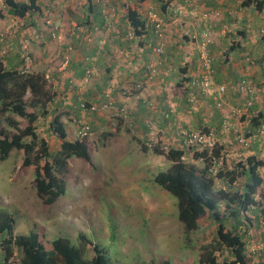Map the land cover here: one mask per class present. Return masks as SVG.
Instances as JSON below:
<instances>
[{
    "label": "crops",
    "instance_id": "0c3cea01",
    "mask_svg": "<svg viewBox=\"0 0 264 264\" xmlns=\"http://www.w3.org/2000/svg\"><path fill=\"white\" fill-rule=\"evenodd\" d=\"M37 1L40 10L24 18L2 14L0 31L20 29L17 37L7 40L9 52L2 61L6 67L20 69L19 45L26 40L31 63H26L25 70L28 73L49 74L48 82L55 96L46 107L47 116L60 115L65 129L66 123L71 125L73 135L72 139L67 136L68 140H75L76 119L88 122L94 141L104 144L132 138L143 145L148 140L147 126L151 123L154 134L149 137L151 143L160 150L162 145L173 147L178 140L182 144L181 134L177 138V133L181 131H196L199 128L217 131L221 113L214 108L210 99L202 101L193 110L186 101L188 90H183L182 79L191 76L198 65L193 37L197 41L206 38L211 41L209 48L213 57L215 81L228 88L225 96L227 108L236 105L233 86L241 79L252 77L257 84L264 83V39L260 35L261 29H264V12L242 8L240 0H221L219 4L211 0H191L189 4H185L184 0H146L139 3V12L142 13L148 9H160V16L168 25L166 61L162 65L157 63L160 58L154 52L156 38L146 15H140L144 24L142 35H134L131 40L127 37L131 25L126 13L128 7H136L132 6L133 0ZM94 3L98 4L96 9ZM109 6L116 8L114 17L102 14ZM213 11L219 13L217 18L204 17ZM49 16L53 24L59 26V39H52L50 28L44 24L45 18ZM23 23L26 27H23ZM76 27L78 30L73 33ZM89 35L91 42L88 43L86 39ZM99 40L105 42L100 51L96 49ZM69 42L73 43L75 52L71 61L65 57ZM87 56L99 72L98 78L85 83L81 79L86 68L84 57ZM151 68L155 73L148 81ZM70 77L76 81L73 86L69 84ZM259 89L254 110L261 115L264 123V89ZM107 91L116 106L126 109L128 120L121 118L114 110L98 113L80 110L81 102L89 105L106 102L104 93ZM260 149L264 151L256 146L250 155H259ZM144 153L147 155L145 159L154 165H165L164 162L169 164L164 155L153 154L151 149ZM259 172L264 182V167ZM135 175L141 176L139 173ZM44 221L47 219L44 218ZM28 223L31 224V220ZM35 223L39 224L38 221ZM42 225L45 226L44 223ZM246 229L245 241L252 244L255 227L248 225ZM23 234L27 232L18 235ZM250 248L254 252L253 247ZM1 252L0 263L4 260V252Z\"/></svg>",
    "mask_w": 264,
    "mask_h": 264
},
{
    "label": "trees",
    "instance_id": "16d2710c",
    "mask_svg": "<svg viewBox=\"0 0 264 264\" xmlns=\"http://www.w3.org/2000/svg\"><path fill=\"white\" fill-rule=\"evenodd\" d=\"M145 1L136 0V7H128L127 9L126 15L130 25L134 28L136 37L141 36L144 29L143 21L140 18V15L144 14L139 12L138 4ZM94 6L96 9L98 4L94 3ZM240 6L244 9L254 8L258 12H264V0H240ZM109 7L116 11L114 6ZM109 7L104 9L102 14ZM39 10L37 0H3V4L0 6V18H3V13L24 18L27 14ZM44 24L50 28L51 38L59 39V26L53 24L51 16L45 18ZM23 27H26L25 23H23ZM19 30L12 28L13 35L5 36V40L0 44V116H6L11 129V131H8L0 127V161L6 160L13 150L21 151L23 153L21 168H29L34 171L31 182L36 189V194L44 206L50 207L66 193V178L70 173V158L83 159L90 166H93L90 142L77 139L74 141L68 140L67 131L58 114L53 116L49 129L52 135L59 139L60 149L52 154L47 141L44 138H39L35 126L38 120L37 108L42 110L41 115L47 116L46 106L52 101L55 93L48 82V73L47 76V74L40 72L28 73L25 70L27 69L26 63H31L30 53L25 46L27 44L26 40L24 43L23 41L20 42L19 45L22 67L18 69L4 66L2 59L9 52L6 46L7 40L17 37ZM76 30L74 29L73 33H76ZM260 35H263L264 39V33ZM72 44V42H69L65 48L67 49L65 55L67 61H71L72 54L75 53ZM96 49L100 51L98 44H96ZM24 54L28 57L29 62L25 60ZM84 62L86 68L82 75V81L87 71L99 72L93 66L90 57H84ZM190 77L182 79L181 82L184 83L182 86L190 80ZM92 80L94 78L88 82ZM244 80H248V78H243L240 81ZM250 80L253 85H258L254 78L251 77ZM69 84L71 86L76 84L75 79L70 77ZM183 90L186 89L183 87ZM237 97L240 98V94L236 92ZM254 102L255 100L253 106L249 110L243 111V115L240 117L246 123L243 135L251 139L252 143L249 148L253 146V149H255L257 146L264 150V135L258 134L257 131L258 127L264 123L260 117L261 115L254 110ZM104 103L97 105H103ZM237 108L242 109L241 107ZM8 114L14 115L22 121L17 122L13 118H8ZM223 148L224 146L216 144L212 152L213 157L219 158L220 151ZM140 149L143 152L147 151V148L143 145H140ZM153 152L164 155L171 163L166 172L154 176V182L177 199L178 220L183 225L184 230L187 233L197 231L200 228V220L205 216L209 219L208 224H215L216 226L215 237L209 244L201 246L198 263L264 264V261L249 262L245 241L247 229L240 231V227H242L240 218L242 215L248 225L252 223L247 214L254 212L257 216L264 215V208H262L264 186L263 178L259 172L264 167L263 158L259 155H249L230 171L223 172L220 171V168L213 175L209 171L212 166L211 159L205 151L195 153L196 157L203 158L204 167L202 169L185 163L182 159L185 155L183 150L170 149L165 152L154 147ZM240 178L243 179L244 183L238 189H230L229 186L236 184ZM216 180L225 183L228 189L215 190ZM255 196H259L260 200H256ZM229 221L230 224H227ZM14 222V218L10 213L0 210V235H2L0 248L4 252V261L9 260L14 248H17L21 252L19 264H111L104 250L97 245H93L82 234L78 236L80 241L78 246H75L68 237L60 236L53 239L50 241L52 252L47 251L40 242L38 231L31 230L27 235L14 236ZM35 228L36 226L33 229ZM219 249L225 251L228 256L219 260V255H216ZM88 252H93V255L85 259L84 254ZM162 264L170 263L166 261Z\"/></svg>",
    "mask_w": 264,
    "mask_h": 264
},
{
    "label": "rangeland",
    "instance_id": "374dc122",
    "mask_svg": "<svg viewBox=\"0 0 264 264\" xmlns=\"http://www.w3.org/2000/svg\"><path fill=\"white\" fill-rule=\"evenodd\" d=\"M135 2L136 0H133L132 6ZM2 4L3 0H0V6ZM154 11L161 15L160 9ZM252 65L257 66L256 63ZM255 87H261L263 90L264 83ZM253 99L256 98L253 96ZM236 100V105L229 108L241 107L242 103L238 97ZM37 110L38 120L35 123L37 134L39 138L47 141L51 153L55 154L60 149V141L49 129L53 117L52 115L44 117L41 115L42 110L40 108ZM8 118H13L17 122L22 121L11 114H8ZM237 118L233 119L234 127H239V131H243L246 123L243 118ZM0 127L11 131L6 116H0ZM200 129L202 128L198 130ZM66 130L72 139L73 131L68 123ZM216 135L218 143L221 142L224 146V161L220 171H230L253 151V146L251 148L239 146L234 140L236 134L233 131L226 136ZM179 136L180 133H177V138ZM91 140H94L92 135ZM172 146L162 145L161 148L167 147L164 149L166 152L170 148L183 150L185 163L195 165L198 169L204 167L203 159L196 157L194 150L186 148L179 140ZM90 148L93 166L83 159L70 158L66 193L50 207L44 206L36 194L31 182L34 171L21 168L23 161L21 151L13 150L6 160L0 161V209L8 211L13 216L14 235L26 232L28 234L31 230L38 231L41 243L47 251H52L50 241L53 239L67 236L75 246H78L80 243L78 236L82 234L93 245L104 250L111 264H162L166 261L170 264H199L201 246L212 241L216 235V226L208 224L209 219L205 216L200 220V228L197 231L187 233L184 230L178 220L177 199L154 182V176L166 172L170 162L169 164L164 162L165 165L162 163L159 166L154 165L145 159L147 155L140 149L139 142L132 138L115 141V144L110 141L106 144L98 142ZM262 152L264 151L260 149L258 154L264 158ZM141 164L143 166L140 167ZM137 173L141 176L135 175ZM242 183L244 181L240 178L229 188L238 189ZM223 188L228 189L225 183L216 180L214 189ZM255 199L260 200V197L255 196ZM262 205L264 208V203ZM247 215L251 225L255 227L253 231L255 235L252 237L254 242L248 244L246 241L247 251L251 246L254 251L249 249L248 260L250 263H256L258 259L264 261V215L257 216L254 212ZM44 218L47 221H44ZM240 219L242 220L240 231H243L248 223L243 215ZM30 220L31 224L28 223ZM37 221L39 224L35 223ZM227 224H230V221ZM1 237L2 235L0 240ZM92 255L93 252L85 253L84 258L88 259ZM216 255H219V260L228 256L221 249ZM1 258L0 250V260ZM11 258L12 264H19L20 250L14 248Z\"/></svg>",
    "mask_w": 264,
    "mask_h": 264
},
{
    "label": "built area",
    "instance_id": "2783aa9c",
    "mask_svg": "<svg viewBox=\"0 0 264 264\" xmlns=\"http://www.w3.org/2000/svg\"><path fill=\"white\" fill-rule=\"evenodd\" d=\"M213 3L219 4L221 0H211ZM191 0H184L185 4H189ZM178 13V12H177ZM104 15H110V17H114L115 10L113 8H109L103 12ZM181 14V11L178 13ZM149 23L152 25L153 33L156 38V45L154 47V52L160 58L158 60V64L162 65L164 61H166V53L165 46L167 35L169 32V28L167 23L161 18V16L154 12L153 10H148L145 12ZM211 17L215 19L219 16L217 11H213L211 15H204L205 18ZM49 23V22H48ZM75 29L78 30V27ZM95 32H98L97 28H94ZM14 31L11 29H6L3 32H0V44L5 40V36L13 35ZM261 34L264 33V29L260 31ZM135 35L134 28H130V32L128 34V39H133ZM196 44V49L198 53V65L190 77V80L185 83L184 89L188 90L187 95V103L189 104L191 109H196L199 104H202V101L206 99H210L215 109L221 112V124H220V134L226 136L230 132H234L235 138L234 140L240 146L246 148L252 143L250 138L244 137V131H239V127H234L233 119L234 117H241L243 115V111L248 110L253 103V95L254 89L251 87L250 82L242 81L240 84L236 86V90L244 93L247 97L245 100V104L242 109L236 108H226L225 96L227 94V87L224 84H218L215 81V72L213 69V57L210 52L209 45L211 43L210 39L206 38L205 40H195V37L192 38ZM88 42H91V35L86 39ZM99 50H102L105 42L103 40L97 41ZM24 58L27 62H29L28 57L24 54ZM154 71L150 70V73L147 76V80L150 81L154 76ZM92 78H98V73L94 71H87L84 77V82H88ZM139 87V86H138ZM105 98L108 99L106 103L103 105H88L85 102H81L80 109L83 112H101L104 110H114L121 118L128 120L126 115V109L124 107H118L112 101L111 94L109 91L105 92ZM200 97L201 99H199ZM147 103L146 100L143 101ZM89 110V111H87ZM75 139L79 141L87 140L90 141V137L92 135L91 128L88 122L83 120H75ZM149 135L153 136L154 127L150 123L149 126ZM258 134L264 135V124L260 125L257 129ZM257 134V133H256ZM186 146L190 148H194L196 151H207L208 153H212L216 144H218L216 136L212 131L204 132L198 131L195 133H191L187 135V139L185 141ZM220 144V143H219ZM147 146L150 147L149 143H146ZM220 158H222V152L220 154ZM213 168L212 172H216V167L221 165L222 159L218 162L213 159ZM0 264H9V262H1Z\"/></svg>",
    "mask_w": 264,
    "mask_h": 264
},
{
    "label": "clouds",
    "instance_id": "9594fccd",
    "mask_svg": "<svg viewBox=\"0 0 264 264\" xmlns=\"http://www.w3.org/2000/svg\"><path fill=\"white\" fill-rule=\"evenodd\" d=\"M132 27V26H131ZM262 30V29H261ZM261 34V33H260ZM244 81H247V82H250V85H251V87L254 89V97L256 98V95L258 94V92H260V89L259 88H256L255 89V87H254V85L251 83V80L250 79H248V80H244ZM242 81H239V82H237L234 86H233V91H235V92H237V94H240V101H241V108H243V105H244V103H245V100L247 99V97L244 95V93H241V92H239V91H237L236 90V86L238 85V84H240ZM184 87V86H183ZM227 87V86H226ZM258 91V92H257ZM227 93H228V88H227ZM227 95V94H226ZM255 99H253V101H254ZM187 101V100H186ZM210 101V100H209ZM211 103H212V101H211ZM188 104V103H187ZM189 105V104H188ZM227 106V105H226ZM253 106V103H252V105H251V107ZM190 107V106H189ZM227 108V107H226ZM228 109V108H227ZM239 109V108H238ZM249 110V109H248ZM220 112V111H219ZM221 113V112H220ZM221 117H222V114H221ZM220 124H221V118H220ZM220 124H219V129L217 130V131H214V130H204V129H200V130H196V131H181L180 132V134H181V136H182V145L183 146H185L186 148H188V149H192V150H194V152L195 153H201L202 151H196L194 148H190V147H188V146H186V144H185V141H186V139H187V135H189V134H191V133H195V132H198V131H204V132H209V131H212L213 133H214V135L216 136V139H217V135L216 134H220ZM148 126H149V124H148ZM148 126H147V128H148ZM208 129V128H207ZM234 133V132H233ZM221 135V134H220ZM150 135H149V128H148V131H147V135H146V137L148 138V140L147 141H145L144 143H143V146L144 147H146L147 149H151L152 151H153V149H154V147H156V146H154L152 143H151V141H152V139L149 137ZM223 136V135H222ZM74 137H75V135H74ZM235 138V137H234ZM219 140V139H218ZM90 142V146H94L95 144H97L98 142H96V141H92V140H90V141H88V143ZM218 142V141H217ZM146 143H149L150 144V147L149 146H147L146 145ZM217 145H220V146H223V143H221L220 142V144L218 143ZM164 149H167V147H164V148H162V150L164 151ZM170 149H172V148H170ZM176 149V148H175ZM176 150H178V149H176ZM169 151V150H168ZM166 152V151H165ZM206 153H207V155L210 157V159H211V167H210V172L213 174V175H215L216 173H217V171L218 170H220V168L222 167V165H223V161H224V150H222V151H220V154H221V152H222V158H214L213 157V154L212 153H208L207 151H205ZM213 152V151H212ZM154 153V152H153ZM155 154V153H154ZM184 157H185V155H184ZM184 157L182 158L183 159V161H184ZM201 159H203V158H201ZM213 159H215L217 162L220 160V159H222V163H221V165H219V166H217L216 167V172H212V168H213ZM263 162H264V158H263ZM171 164V163H170ZM6 212H8V211H6ZM9 213V212H8ZM14 227H15V224H14ZM13 234H14V230H13ZM15 236V235H14ZM16 236H18V235H16ZM250 252V251H249ZM11 259V258H10ZM10 259L9 260H7L6 262H9V264H12V261H10ZM3 262H4V260H3Z\"/></svg>",
    "mask_w": 264,
    "mask_h": 264
}]
</instances>
